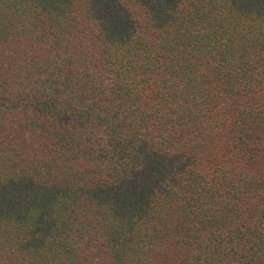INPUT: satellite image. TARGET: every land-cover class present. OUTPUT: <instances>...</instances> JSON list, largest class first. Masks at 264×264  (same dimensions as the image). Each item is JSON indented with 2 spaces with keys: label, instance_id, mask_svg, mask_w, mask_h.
<instances>
[{
  "label": "trees",
  "instance_id": "1",
  "mask_svg": "<svg viewBox=\"0 0 264 264\" xmlns=\"http://www.w3.org/2000/svg\"><path fill=\"white\" fill-rule=\"evenodd\" d=\"M0 264H264V0H0Z\"/></svg>",
  "mask_w": 264,
  "mask_h": 264
}]
</instances>
